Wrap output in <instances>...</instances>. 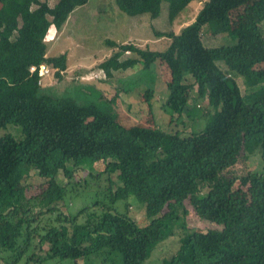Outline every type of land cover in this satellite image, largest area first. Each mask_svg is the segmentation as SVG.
Here are the masks:
<instances>
[{
    "label": "trees",
    "instance_id": "1",
    "mask_svg": "<svg viewBox=\"0 0 264 264\" xmlns=\"http://www.w3.org/2000/svg\"><path fill=\"white\" fill-rule=\"evenodd\" d=\"M87 1L57 0L50 6L47 0H0V127L18 125L23 134L22 139L9 133L0 137L4 264H92L94 258L100 264H144L177 233L176 249L160 264H264V173L229 171L254 152L264 163V7L263 16L240 18L232 26L233 11L253 0H204L178 33L155 31L169 40L162 50L108 42L118 48L99 64L107 76L136 64L143 69L156 61L165 64L170 75L161 104L169 112L166 126L173 116L182 121L183 115L206 109L203 127L182 135L156 124L132 123L91 102L58 97L41 84L37 69L30 70L44 63L56 77L62 75L67 55H46L45 37ZM161 1L167 2L172 20L195 0H114L128 15L151 18L159 14ZM206 26L213 33L230 32L235 41L205 45ZM126 52L130 55L121 58ZM143 94L150 107L153 88ZM97 164L101 167L93 182H70L71 165ZM54 169L68 179L65 184ZM30 170L43 184L26 196ZM102 176L104 185L97 190L109 201L92 204H101L98 213L81 221L90 206L61 212L58 203L70 190ZM237 179L249 191L236 199L232 187ZM117 200L124 202L123 212L113 208ZM131 200L143 207L139 221L128 214ZM185 200L201 220L217 228L190 230Z\"/></svg>",
    "mask_w": 264,
    "mask_h": 264
},
{
    "label": "rangeland",
    "instance_id": "2",
    "mask_svg": "<svg viewBox=\"0 0 264 264\" xmlns=\"http://www.w3.org/2000/svg\"><path fill=\"white\" fill-rule=\"evenodd\" d=\"M57 0H47L50 6ZM204 0H195L189 3L175 18L168 19L167 2L161 1L159 14L151 18L147 13L139 15H128L122 12L114 0H88L86 4L76 8L62 27L57 30L59 34L51 28L46 37L47 54L49 56L59 55L64 51L67 55L66 69L63 70L60 77L54 75L52 69L48 74L41 76V84L49 87V92L58 97H69L77 102H91L99 105L102 109L111 113L119 114L120 117L129 120L132 123H141L146 125L156 124L162 129L178 131L182 135L198 131L203 127L202 110L193 116H182V121H178L173 116L172 121L166 126L165 120L169 117L167 109L162 108L161 104L165 100V83L170 75L167 67L160 61L154 62L150 69H143L139 64L132 68L112 71L111 76H107L99 64L107 59L117 50V46H111L108 42H115L118 46L122 43H132L141 48L150 50L164 49L169 40L166 37L155 35V31H174L178 33L182 27L190 23ZM264 0H253L248 4L233 11L234 18L232 26L240 22V18H255L263 16ZM192 19V20H191ZM263 30H264V22ZM215 31L213 27L206 26L203 31L202 41L207 46L227 45L235 41L233 34L224 31ZM56 38V39H55ZM49 39H54L56 44L50 46ZM130 53L122 54L121 58H126ZM221 69L225 70L223 65ZM238 76V75H237ZM240 77V76H238ZM242 93L246 88L241 82V77L237 78ZM153 88L154 95L151 98V105L148 107L144 97L146 88ZM192 94H195L194 92ZM200 104V103H199ZM206 101L201 103V107ZM192 102H190V106ZM163 125V126H161ZM6 133L11 134L16 139H22L23 134L18 125L7 124L0 127V137ZM96 166H72V176L70 182H79L84 180L93 182V176L100 169ZM247 170L264 173V163L257 152L251 154L245 163H239L230 168L229 171L234 175H242ZM54 173L59 183L65 184L68 180L61 171L54 169ZM116 173L112 174L115 180ZM102 176L101 181H96L91 185H82L78 189L70 190L62 202L58 203L62 213L73 214L83 206H90L86 211L80 214L79 218L84 221L86 217L92 216V212L98 213L100 205H92L96 201L107 204L108 198L104 197L103 191L97 190L100 185H104L105 180ZM101 183V184H100ZM26 196L34 195L39 191L43 184V179L39 178L35 172L30 170L29 176L25 181ZM99 184V186H98ZM102 185V186H103ZM72 189V188H71ZM249 188L240 185L237 179L232 187V197L239 198L248 195ZM122 200L115 201L112 206L119 212L124 211ZM188 209L186 225L190 230L206 231L216 229L213 223L201 220L194 212L189 200L184 201ZM95 214V213H93ZM128 214L136 221L144 217L142 205L135 200H131L128 208ZM49 216L48 214L45 217ZM51 216V215H50ZM41 217V218H45ZM53 218V215L51 216ZM178 233L162 241L146 259L144 264H160L162 259L173 252L178 244ZM43 248L47 249V245ZM5 253H0V264H4L1 259ZM100 259H92V264H100ZM55 262V261H53ZM85 260L79 261L84 264ZM106 264H112L110 260ZM116 264L117 261H116ZM120 264V262H119Z\"/></svg>",
    "mask_w": 264,
    "mask_h": 264
},
{
    "label": "built area",
    "instance_id": "3",
    "mask_svg": "<svg viewBox=\"0 0 264 264\" xmlns=\"http://www.w3.org/2000/svg\"><path fill=\"white\" fill-rule=\"evenodd\" d=\"M35 69H37L38 74H39L40 77H41V76H44V75L48 74L53 68H51L50 66H48V65H46V64H44V63H42V64H40L37 68L34 67V66H32V67L30 68V70H32V71L35 70Z\"/></svg>",
    "mask_w": 264,
    "mask_h": 264
},
{
    "label": "crops",
    "instance_id": "4",
    "mask_svg": "<svg viewBox=\"0 0 264 264\" xmlns=\"http://www.w3.org/2000/svg\"><path fill=\"white\" fill-rule=\"evenodd\" d=\"M74 10H75V9H74ZM74 12H75V11H73L72 13H74ZM72 13H71V14H72ZM71 14H70V15H71ZM70 15H69V16H70ZM69 16H68V18H69ZM68 18H67V19H68ZM193 18H194V16L192 17V19H193ZM192 19H191V20H192ZM66 21H67V20H66ZM64 24H65V23H64ZM64 24H63V25H64ZM54 31H56V32L59 34V31H57L56 29H54ZM55 39H56V38H55ZM49 43H50V46H52L53 44H56V41H55L54 39H51V40L49 39ZM46 45H47V44H46ZM47 51H48V50H47ZM47 51H46V55H48V54H47ZM62 53H64V51H62ZM48 56H49V55H48ZM51 56H53V54H52Z\"/></svg>",
    "mask_w": 264,
    "mask_h": 264
}]
</instances>
